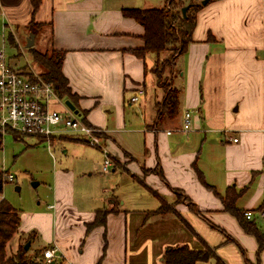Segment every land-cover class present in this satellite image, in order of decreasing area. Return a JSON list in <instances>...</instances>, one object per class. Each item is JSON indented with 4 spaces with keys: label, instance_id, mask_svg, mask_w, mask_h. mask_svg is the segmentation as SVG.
<instances>
[{
    "label": "crops",
    "instance_id": "obj_1",
    "mask_svg": "<svg viewBox=\"0 0 264 264\" xmlns=\"http://www.w3.org/2000/svg\"><path fill=\"white\" fill-rule=\"evenodd\" d=\"M196 3L192 40L172 71L178 111L157 124L146 108L147 72L157 55L134 53L144 45L145 29L122 9L160 8L167 0H40L35 11L32 0H0L8 24L2 29L11 33L34 21L48 30L40 44L65 51L63 72L79 109L100 129L112 159L105 180H116V194L104 201L92 194L77 201L74 185L65 180L73 173L62 171L56 181L47 205V241L55 240L65 253L61 264H163L167 247L198 249L200 239L216 256L197 264H249L256 258L264 264V251L248 228L263 231L257 221L264 209V0ZM141 86L146 101L132 102ZM187 110L192 127L184 131ZM74 142L95 152L93 165L102 156L104 161L101 149L85 147L78 137ZM230 187L238 193L240 216L225 209L222 197ZM176 193L185 200L175 202ZM4 196L2 190L0 201ZM164 203L173 209L158 212ZM100 210H108L104 224L88 231ZM246 210L253 219L243 216ZM22 227L21 218L19 232H26Z\"/></svg>",
    "mask_w": 264,
    "mask_h": 264
},
{
    "label": "rangeland",
    "instance_id": "obj_2",
    "mask_svg": "<svg viewBox=\"0 0 264 264\" xmlns=\"http://www.w3.org/2000/svg\"><path fill=\"white\" fill-rule=\"evenodd\" d=\"M184 2L185 4L188 2L197 5L196 0H184ZM2 19L3 16L0 13V54L4 52L8 62L13 64L16 62L18 65L25 64L27 59H30L33 61V64H35L33 67L41 71L42 69L40 65L34 60L29 51V47L26 46L31 33L29 27L25 28L19 26L17 28L15 26V30L11 31V34L8 29H5V27L2 29V26H5ZM44 30L45 29L42 26H36L37 32L34 33L33 47L39 49L43 53L51 52L55 49L54 47L47 44H40L39 42V40L45 36ZM45 33L48 36V30H45ZM10 34L13 35V42L10 40ZM4 36L6 38H4ZM18 40L21 43H19ZM178 52L179 44H173L171 49L160 54L159 59L157 60V65L162 74L161 79L156 78L152 70H148L147 72L148 78L146 82V90L148 102L146 108L151 109L154 122L157 120L159 108H162L161 101L164 97V89L160 85L166 83L173 86L172 77L174 73L178 71V68L175 66ZM153 78L154 81H152ZM141 87L144 88V86ZM140 100L141 101L139 102L141 104H144L146 101L145 98H141ZM140 103H136L133 106V110H137L139 115L141 114ZM132 111H130L131 114ZM135 111L133 112L135 113ZM9 132L11 133L4 136L3 146L0 148V168L2 169L0 173L4 183L6 182L3 189L5 191L4 197L11 203V205L18 209L22 218V223L24 224V227L22 228L26 227L23 229L26 232H18L12 238L7 251L9 254H13L17 251L18 246L26 245L30 242L29 248L27 249L31 256L29 264H46L44 250L47 246H52V244L47 241V239H49L48 227L51 226L52 222L49 218L51 210L48 209L47 205L53 200L54 189L57 184L56 181H58L57 179L60 180L61 172L65 171L68 174L73 173L70 176L66 175L65 180L71 185H74L77 201H85L91 194L93 195L92 198L97 196V200L104 201L108 196L116 194L115 191L112 192L111 188V184L116 182V180L110 181L111 177L108 181L105 180L107 174L103 171V156L98 160L96 159L97 163L96 165H93L90 161L93 160L92 154L95 152L90 149L85 151L83 149L84 146L76 144L74 142L76 137L71 136V133L54 139L52 142V148L50 149L47 141H44L37 136L23 135L14 131ZM12 133L17 137H14ZM84 143L87 145L85 147L90 148V146H88L89 144L85 141ZM95 149L98 148L96 147ZM64 150H67V152ZM51 151L53 152L54 157L52 156ZM3 169L12 173L14 179L7 180L4 178ZM121 170L124 171V169L118 167L117 172L119 173ZM92 171L93 177L90 178L89 172ZM110 173L113 172L111 171ZM95 174L98 175V177H96ZM36 182H38V184H35ZM103 187H110V191H101ZM174 199L175 202L185 200L180 193H176ZM167 206L169 209H173L171 204H167ZM257 222L260 228L264 227L263 219ZM259 231L264 238V232L260 229ZM29 233L31 239L28 238ZM39 248L42 249L41 255L36 256L35 253ZM262 251H264V249ZM259 255L260 254L258 253V257ZM54 260H57V264H61L62 258L57 257ZM249 264L263 263L259 258H256L249 262Z\"/></svg>",
    "mask_w": 264,
    "mask_h": 264
},
{
    "label": "trees",
    "instance_id": "obj_3",
    "mask_svg": "<svg viewBox=\"0 0 264 264\" xmlns=\"http://www.w3.org/2000/svg\"><path fill=\"white\" fill-rule=\"evenodd\" d=\"M39 3L40 0H32L34 11L38 9ZM186 5H189V8L186 15H184L182 8ZM199 5L200 4L196 5L194 3L185 4L184 0H167V5L160 8H123L122 12L124 16L136 19L145 29L143 35L144 45L141 48H135L134 53L139 57H145L148 53H154L157 55L158 60L160 54L171 49L173 44H179V52L177 54L184 52L192 40V32L196 25V14L192 12V10H196ZM38 25L39 24L34 21L28 24L30 32L36 33V26ZM10 40L13 42V35L11 34ZM29 51L34 60L44 71V78L52 83L57 94L62 98L70 99L76 105V108L79 109L77 95L72 92L69 80L63 72L65 51L62 49H53L51 52L43 53L33 46L29 47ZM157 60L152 71L157 78L161 79L162 74L157 65ZM160 86L164 89V97L161 101L162 108H159L157 114V124L167 117L175 116L179 105L178 89L166 83H162ZM79 111L85 119L83 115L84 112L80 109ZM199 175L202 179L201 172H199ZM5 183L0 173V192H2ZM237 196L238 193L235 189L230 187L222 197L225 209L235 215H239V211L235 206V199ZM168 210L169 207L164 203L157 211L163 213ZM107 212L108 210H100L97 213L96 220L88 225V231L95 226L104 224ZM20 225L21 216L18 209L11 205L7 199H2L0 201V264L30 263L31 256L29 255V250L25 249V245L18 246L17 251L13 254H9L7 251L12 238L19 232ZM249 225L252 226L248 227L249 231L257 238L259 252H261L264 249L263 235L256 225ZM28 238L31 239L30 233ZM200 240L202 242V247L198 249L190 248L187 245L167 247L163 255V264H197L198 261L208 260L216 256L215 249L203 239ZM41 252V248L37 249L35 253L36 256H40Z\"/></svg>",
    "mask_w": 264,
    "mask_h": 264
},
{
    "label": "built area",
    "instance_id": "obj_4",
    "mask_svg": "<svg viewBox=\"0 0 264 264\" xmlns=\"http://www.w3.org/2000/svg\"><path fill=\"white\" fill-rule=\"evenodd\" d=\"M0 13L5 20L6 13L2 10ZM5 26L8 27L6 21ZM33 66L35 64L30 59H27L25 64L18 65L16 62L15 64L8 62L4 52L0 54V142H3L4 136L10 133L9 131H14L23 135L37 136L47 141L51 149L54 139L71 133V136L81 138L90 146L102 150L105 155L103 171L109 172L112 159L102 141L100 129L85 120L81 113L78 114L71 109L66 104V99L60 97L52 83L44 78V71L37 70ZM144 92L143 87L138 88L131 101H137ZM191 127L192 111L187 110L182 129L189 131ZM233 140L237 141L238 138ZM51 154L54 157L52 151ZM3 171L4 178L14 179V175L8 170L3 169ZM49 207L55 208V205L50 204ZM259 213L264 220V209ZM243 215L251 220L254 213L252 210H246ZM44 257L46 264H53L55 258H66V255L53 240L52 246L44 250Z\"/></svg>",
    "mask_w": 264,
    "mask_h": 264
},
{
    "label": "water",
    "instance_id": "obj_5",
    "mask_svg": "<svg viewBox=\"0 0 264 264\" xmlns=\"http://www.w3.org/2000/svg\"><path fill=\"white\" fill-rule=\"evenodd\" d=\"M208 0H202V3L205 4L207 3ZM189 8V5H186L182 8V12L184 15H186V12ZM34 44V33H30V39L28 40L27 42V47H32ZM66 104L71 108L73 109L76 113L80 114V111L78 108H76V105L70 100V99H66ZM35 184H38V182H36ZM18 188V187H17ZM29 245H30V242H28L26 245H25V249H28L29 248Z\"/></svg>",
    "mask_w": 264,
    "mask_h": 264
}]
</instances>
